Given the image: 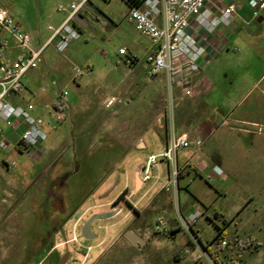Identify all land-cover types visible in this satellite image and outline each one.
I'll return each mask as SVG.
<instances>
[{"label":"rangeland","instance_id":"rangeland-1","mask_svg":"<svg viewBox=\"0 0 264 264\" xmlns=\"http://www.w3.org/2000/svg\"><path fill=\"white\" fill-rule=\"evenodd\" d=\"M71 1L0 0V7L9 11L23 30L38 32L32 41L33 48L38 49L52 35L49 26L56 28L65 18L57 8ZM88 9L91 15L83 16L89 28L64 53L54 43L47 44L40 61L23 78L31 82V92L39 95L32 102L38 109L36 114L50 124L42 126L47 135L42 150L32 155L0 151V171L11 181L22 180L27 186L21 204L13 186L8 188L0 174V264H57L66 250L70 253L68 264H190L200 254L199 243L194 230L189 233L181 227L179 213L190 215L184 211L196 203V198L209 207L213 220H198L196 228L203 242L211 241L218 227L225 226L215 214L227 215L245 200L257 217L250 231L242 229L238 221L237 225H226L231 242L221 248L215 241V255L221 261L264 264V210L259 203L264 202V123L234 122L246 105L239 101L238 93L243 89L250 92L248 101L257 94L256 88L249 87L256 73L245 76L247 87H237L244 81L243 75L220 71L212 79L211 93L197 109L184 112L181 106L177 116L176 102V128L194 132L189 136L190 146L178 153L179 165L194 167V171L180 181L177 195L161 190L160 183L153 185L155 179L150 185L140 182L136 186V169L144 157L128 148L121 156L109 157L107 147L114 145L112 133L129 136L142 132L145 124L140 120L146 115L150 120L147 113L152 108L155 119H161L160 123L155 121L157 128L169 130L166 77L163 73L148 75L144 66L150 41L124 18L127 6L123 0H91ZM121 49L126 55L120 54ZM11 52L15 57L18 54ZM129 58L138 62L129 64ZM59 92L66 94L69 106L61 120L44 109L54 104ZM111 96L117 102L107 108L105 99ZM4 156L15 166L3 168ZM159 165L164 178L166 163ZM125 167L129 185L122 189ZM217 168L223 176H217ZM157 173L155 170L152 175ZM55 174L62 185L55 187L53 196L50 187ZM55 195L64 198L62 214L54 210ZM106 212L116 214L94 221L91 228L96 237L85 239V223L93 215ZM71 213L72 219L64 224L62 218ZM238 228L240 234L234 237ZM129 231L145 244L136 247L126 237ZM247 246L252 247L253 256L242 251ZM199 262L208 264L204 259Z\"/></svg>","mask_w":264,"mask_h":264},{"label":"built area","instance_id":"built-area-1","mask_svg":"<svg viewBox=\"0 0 264 264\" xmlns=\"http://www.w3.org/2000/svg\"><path fill=\"white\" fill-rule=\"evenodd\" d=\"M127 6L124 18L134 25L136 30L150 41V48L145 55L148 65V75L155 76L163 73L166 77L168 98L167 114L170 128L168 130V143L164 151L151 154L142 163L139 176L142 186L160 183L161 190L172 191L177 195L178 183L183 171L179 165L178 153L190 146L189 135L179 134L175 125V107L177 98L175 88L179 87L183 95H188L193 87V77L200 73V60L204 57L206 49L197 41L196 36L190 32L191 21L213 31L219 24L229 26L232 16L236 13L234 4L224 7L219 17L211 18L208 11H204L207 0H123ZM91 0H72L67 5H60L57 10L65 15L61 24L54 28L48 42L35 49L32 46L33 36L37 31L30 33L15 22L9 11L0 7V151L16 150L21 153L34 154L41 149L47 135L42 126L50 124L41 115L36 114V107L29 105L23 107L13 103L11 95H22L24 92L23 78L26 72L40 61V57L47 44L54 43L60 53H64L69 45L80 37L75 27L78 16L89 13L88 5ZM255 13L264 10V0H251ZM107 24V22H103ZM16 50V57L8 53ZM121 55H126L124 49ZM137 62L136 58L128 59L127 63ZM78 73L79 71L76 70ZM116 98L107 101V107L116 102ZM44 109L61 120L62 113L69 112L66 94L59 92L54 104L44 106ZM15 134L16 140L11 141L7 132ZM259 131H261L259 129ZM199 149V148H198ZM166 163L167 172L163 178L159 163ZM188 164V162H187ZM8 169L15 163L7 162ZM158 171L153 176L152 172ZM217 176H222L220 169H216ZM214 174V173H213ZM215 176V175H213ZM152 185V186H153ZM151 189V187H150ZM149 189V190H150ZM181 227L193 233V227L201 217L196 211L187 217L179 213ZM199 243V241H198ZM199 260H206L208 264H216L211 256L199 243ZM217 257V256H216Z\"/></svg>","mask_w":264,"mask_h":264},{"label":"crops","instance_id":"crops-1","mask_svg":"<svg viewBox=\"0 0 264 264\" xmlns=\"http://www.w3.org/2000/svg\"><path fill=\"white\" fill-rule=\"evenodd\" d=\"M229 4H234L236 7V13L232 16V20L229 26L219 24L213 31H209L205 27L200 26L196 21H191L190 32L196 36L197 41L200 44L204 45L206 53L200 60V73L195 75L192 79L193 87L190 93L188 95H183L182 90L179 87L175 88V95L177 98V116L179 115V109L181 108V106L184 112L192 109H197L200 106V103L203 101L204 97L211 93L214 87L212 79H216L220 71L222 74L225 73L227 75H229V73H233L234 71L240 73V75H243L244 81L240 82L237 87H247L245 80L247 76L253 72L256 73V78L254 79L253 84L249 87L256 88L257 94L252 100L248 101L247 98L250 92L246 93L243 89L238 93L237 98L241 103L245 102L246 105H242L244 109L238 114V117L234 119V122H239L246 125L264 123V10L255 13L254 8L251 6V0H207L205 3L204 11H208L211 18L219 17L221 10ZM88 14L91 15V13ZM75 27L79 30L80 33H82L84 29L89 28V22L85 19V16H78L75 21ZM48 40L42 46H44L48 42ZM149 48L150 45L147 47L146 53L148 52ZM11 54L12 57H15L13 56L12 52ZM144 67L148 71V65L146 64ZM24 79L23 83L25 88L23 94L20 96L11 95V99L13 103L17 105L28 107L29 105H35L32 103L33 99L37 98L39 95L31 92V82L28 80V78L26 80ZM74 82H76V77L74 78ZM77 86L81 87L79 83H77ZM41 89L44 90L43 88ZM124 92H127V94H129V91L126 89H123V93ZM111 97H108L105 100L108 101L109 99H111ZM115 103L110 107H107L106 105L105 106L107 108H111L115 105ZM36 110L38 111L37 107ZM69 114L71 115V113ZM147 114L150 116V120H148L147 115L144 119L140 120L143 124H145L142 132H136L134 134L131 133L129 136H127L126 134H122L121 132L118 133V131L112 133L114 145H110L107 147V153L110 155L109 157L121 156L122 153H124V150L128 148L131 150L136 149L137 151H139V154L146 160L149 155L161 153L166 149L168 143V130L165 129L163 131L161 130V128H157V126L155 125V121H158L160 123L161 119L160 117L158 118V120L155 119L156 115L154 113V108H152L151 112H148ZM177 132L179 134H188L192 137L194 133H192V129H183L180 126H178L177 128ZM7 135L11 141L16 140V136L14 133L8 131ZM99 135H101L100 131L97 133V136ZM42 149L43 148L41 146V150ZM11 152H17L21 155L27 154L18 152L16 150H10L7 153L4 152V154H10ZM7 162L8 159L4 156L2 159L3 168L9 170L5 165ZM119 164L120 162L117 163L118 166ZM184 169L186 170L182 175L183 177L179 180L178 187H180V181L183 180L189 172L194 171V167L191 166L183 168V170ZM46 171L47 169L44 168V173H46ZM123 171L125 172V179L123 180L122 189L127 188L129 185V178L126 167ZM1 173L5 177L4 183L7 184L6 186L8 188L13 186V189H15L17 200L22 204L23 201H21V197L23 198V194L25 193L27 186L25 184H22V180L15 179L11 181L12 179L6 177L4 172L0 171V174ZM55 176L58 177V174H55ZM218 181H220L219 183L221 185H224L225 188L227 187V185L223 183L224 180L220 179ZM61 185L62 179L61 184L57 185V187H61ZM259 203L261 205L260 209L264 210V202L260 201ZM63 205V196H57V199L53 203L54 210L57 214H62L65 212ZM196 211L201 212V217L199 218V220H202L204 217H206V220L213 221L211 220V218H209V214L211 212L209 210V207L199 198H196V203L191 205L189 208H186L184 213L185 215H188ZM72 217L73 214L71 213L70 216H65L64 218H62L63 220H65L64 224H68ZM218 218L229 221V224L237 225L236 222L238 221V225H240L242 229H247L248 231H250V228L252 227V221H254L257 217L256 214H254L253 211L248 208V205L244 200L242 204L234 205L227 215L218 214ZM197 224L198 222L196 223V225ZM196 225L193 227V230L197 235V238H199V229L196 228ZM239 229L240 228L235 231L234 237L239 236ZM200 241L205 244L211 242H203L201 239ZM229 242H231V240L228 238L226 232L225 240L220 243L221 248H224V243ZM210 248L214 251V249H216L215 243L211 244ZM198 250L200 251L199 248ZM242 251L249 254L250 256L254 255L252 247H243ZM258 252L259 250L257 251V253ZM198 257L199 254L198 256L192 258L190 264H203V261H197ZM233 261L234 260L228 261L225 258L221 261V263L227 264ZM241 262L237 261L236 264H241Z\"/></svg>","mask_w":264,"mask_h":264},{"label":"water","instance_id":"water-1","mask_svg":"<svg viewBox=\"0 0 264 264\" xmlns=\"http://www.w3.org/2000/svg\"><path fill=\"white\" fill-rule=\"evenodd\" d=\"M135 182L136 186L140 185V180H139V168L136 169V174H135ZM116 213L115 212H106V213H101V214H96L93 215L83 226L82 228V235L85 239L91 240L92 238L96 237L95 234L92 232V223L96 220L100 219H107L112 216H114ZM126 237L136 246L140 247L145 244V241L139 237L137 234L133 233L132 231H129L126 235ZM62 264V263H60Z\"/></svg>","mask_w":264,"mask_h":264},{"label":"trees","instance_id":"trees-1","mask_svg":"<svg viewBox=\"0 0 264 264\" xmlns=\"http://www.w3.org/2000/svg\"><path fill=\"white\" fill-rule=\"evenodd\" d=\"M180 178H181V176H180ZM179 178V179H180ZM215 217H218V214H215ZM224 221V224H225V226L224 227H218V233L215 235V237H214V239L211 241V242H209L208 244H205V243H202L201 241H200V239L199 238H197L198 239V241L200 242V244L202 245V247L211 255V256H214V251L210 248V246H211V244H213L215 241H217L218 243H221V242H223L224 240H225V238H226V225H228L229 224V221H226V220H223ZM214 261H215V263L216 264H222L221 263V260L218 258V257H216V256H214ZM237 263V260L236 261H233V262H231V263H227V264H236Z\"/></svg>","mask_w":264,"mask_h":264},{"label":"flooded vegetation","instance_id":"flooded-vegetation-1","mask_svg":"<svg viewBox=\"0 0 264 264\" xmlns=\"http://www.w3.org/2000/svg\"><path fill=\"white\" fill-rule=\"evenodd\" d=\"M61 184V179L59 178V177H56L55 178V181L52 183V185H51V187H50V190H51V194L54 196V189H55V187L57 186V185H60ZM55 197H56V195H55ZM56 199H57V197H56ZM53 249H55V248H57V246H53L52 247ZM69 260H70V253H69V251L68 250H66L62 255H60V257L58 258V260H57V264H60V263H62V264H68V262H69Z\"/></svg>","mask_w":264,"mask_h":264}]
</instances>
